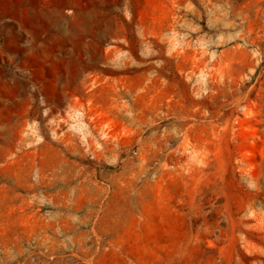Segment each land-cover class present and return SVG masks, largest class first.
Wrapping results in <instances>:
<instances>
[{
    "label": "rangeland",
    "instance_id": "1",
    "mask_svg": "<svg viewBox=\"0 0 264 264\" xmlns=\"http://www.w3.org/2000/svg\"><path fill=\"white\" fill-rule=\"evenodd\" d=\"M0 264H264V0H0Z\"/></svg>",
    "mask_w": 264,
    "mask_h": 264
}]
</instances>
